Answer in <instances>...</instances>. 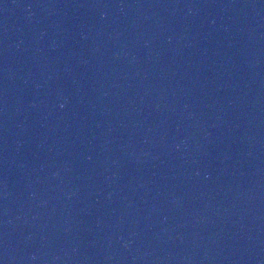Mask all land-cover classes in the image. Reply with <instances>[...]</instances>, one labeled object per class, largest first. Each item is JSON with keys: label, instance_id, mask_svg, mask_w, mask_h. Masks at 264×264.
Instances as JSON below:
<instances>
[{"label": "water", "instance_id": "1", "mask_svg": "<svg viewBox=\"0 0 264 264\" xmlns=\"http://www.w3.org/2000/svg\"><path fill=\"white\" fill-rule=\"evenodd\" d=\"M64 264H264V0H36Z\"/></svg>", "mask_w": 264, "mask_h": 264}]
</instances>
